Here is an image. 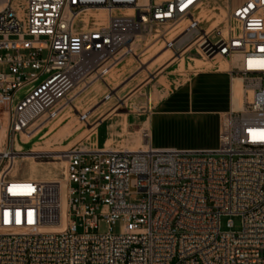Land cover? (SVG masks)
<instances>
[{
  "label": "built area",
  "instance_id": "built-area-1",
  "mask_svg": "<svg viewBox=\"0 0 264 264\" xmlns=\"http://www.w3.org/2000/svg\"><path fill=\"white\" fill-rule=\"evenodd\" d=\"M227 1L226 24L210 29L200 12L225 0H0V264H264V0ZM93 10L107 22L86 30L79 16ZM186 22L159 40L175 51L192 38L184 51L236 63L244 83L219 149L156 150L147 133L138 153L71 151L63 183L21 174L16 137L57 118L149 34ZM228 216L242 231H223Z\"/></svg>",
  "mask_w": 264,
  "mask_h": 264
},
{
  "label": "rangeland",
  "instance_id": "rangeland-1",
  "mask_svg": "<svg viewBox=\"0 0 264 264\" xmlns=\"http://www.w3.org/2000/svg\"><path fill=\"white\" fill-rule=\"evenodd\" d=\"M245 2L246 0H231V6L237 9ZM222 9L224 8H219V13ZM151 35L138 50L137 61L133 58L129 65L120 66L111 72L106 79L107 87L102 85L103 91L100 94L95 95L90 89L81 96L76 95L65 105L69 106L71 113L75 110L74 106L79 105L80 113L75 110V114L85 123L74 137L64 140L61 146L54 145L42 151L35 150L36 146L43 148L45 141L57 138L56 134L61 128H46L27 147H22L20 140L15 139V146L20 152L21 174L41 182L63 183L66 157L71 150L146 149L145 134L149 133V119L157 104L191 75L214 66L196 63L194 59L200 57L193 49L184 53L181 48H177L172 52V59L168 60L162 54L170 49L160 50L162 43L155 40L157 34L153 32ZM66 117L68 114L59 115L50 126L59 127ZM229 223L233 224V229L228 226ZM221 224L223 231L240 232L243 229L240 216L223 217ZM101 230L106 231L107 225L101 224ZM114 231L119 232V225L114 226Z\"/></svg>",
  "mask_w": 264,
  "mask_h": 264
},
{
  "label": "crops",
  "instance_id": "crops-1",
  "mask_svg": "<svg viewBox=\"0 0 264 264\" xmlns=\"http://www.w3.org/2000/svg\"><path fill=\"white\" fill-rule=\"evenodd\" d=\"M235 64L194 73L157 104L149 119L153 149L184 152L219 149L222 120L237 109L235 87L239 82L241 86L244 84L235 72L238 69Z\"/></svg>",
  "mask_w": 264,
  "mask_h": 264
},
{
  "label": "bare ground",
  "instance_id": "bare-ground-1",
  "mask_svg": "<svg viewBox=\"0 0 264 264\" xmlns=\"http://www.w3.org/2000/svg\"><path fill=\"white\" fill-rule=\"evenodd\" d=\"M220 7L221 8H224V9L221 10L222 11L221 13H219V8ZM229 9H230V6L228 5V1L225 0L224 5H220L219 4L218 6H208L207 8L203 9L200 12V19H202L203 21H206L207 23H209L210 24V29H212L214 27H217L219 25H225L226 24L227 17L229 15ZM123 14L128 15L129 12H124ZM107 17H108V13L106 11H104V10H93V11H87V12L81 14L79 16V19L84 22L83 28L87 30V29L91 28V22L92 21H95L96 24H98L99 26L105 25L106 22H107ZM186 26H187V22L186 23H183L180 26H178L176 29H166L164 32H162V35H159V36L156 35L155 40L156 41H160L162 43V47H161L160 50L167 49V46L165 45V41L164 40H159L160 37L166 36L167 39L170 40V41L174 40L175 38H180L181 35H182L181 34L182 33V30ZM151 34H149V35H151ZM192 42H193L192 41V38H188V37L182 38L178 42V44L176 46V49L177 48H181L184 53H187V52L191 51L192 48H190V49H188L186 51H184V49L187 46H189ZM157 44H153V45H157ZM156 51H158V49ZM172 52H174V51L168 50V51H166L164 53L162 52L163 53L162 54V57L163 56H166L168 58V60H170V59H172ZM137 56H138V53H137ZM137 56L130 55V56L124 57L121 60V62H119L117 64V66H115V68L111 72H114L115 70L119 69L120 66L122 67L124 65L125 66L129 65L133 61V58L134 59L136 58V61H137ZM159 58H160V56H159ZM194 61L196 63H198L199 65H201V66H202V63H204V64H212V65H214L213 68H216V69L217 68L219 69L220 67L221 68L230 67L229 60H226V59L221 58V57L218 58V59H216V61H214V62L206 61V60H204L202 58L194 59ZM145 63H146V61H145ZM182 66H183V64H182ZM102 85H104L105 87H107L106 80H97L91 86H89L87 89H84V90L82 88L81 89H78L75 92V94L73 95V99H74V97H76V95L79 94L81 96V95H83L84 93H86L90 89L92 90L91 93H93L95 95L100 94L103 91ZM242 92H243V84L241 86V82H239L238 85L235 87V105H236L235 108H237V109H240L242 107V97H243V93ZM80 96H78V97H80ZM67 103H63L60 106V113H59V115L60 116H62V115L65 116V115L68 114V117H66L61 122V124H60L59 127H54V126L51 127L50 126L54 122V120L56 119L55 118V119H52L49 122L45 123L43 126L36 127L31 132V134H29V135L28 134H23V135H20V136L16 137L17 139L20 140L22 147H27V146L32 145L34 139L41 132H43L46 128H50V130L55 129V128H61V130H60V132H58L56 134L57 135L56 136L57 138H52V139H49V140L45 141L43 148H39L38 146H36L35 150H37V151L45 150V149H47V148H49L51 146H54V145L61 146V144H62V142L64 140L69 139L71 137H74L79 131H81L82 130L81 129V125H85V123L81 122L80 117L77 114H75V110H76V112L80 113V110H81L80 109V106L79 105H76V107L74 106V109L75 110H74V112L72 110V113H71L68 110L69 106L68 107L65 106V105H67ZM62 108H63V110L61 111ZM0 138L2 140H4V138H5L4 132H2L0 134ZM16 149H17V147H16ZM71 151H73V150H71ZM71 151H69V153ZM82 151L89 152L90 150H82ZM110 151H126V150H110ZM142 151H144V150H141V151H130V152L138 153V152H142ZM95 152H107V151H104L103 149L102 150H99L98 149V150H95ZM17 153L20 154V152H17ZM68 154H67V156H68ZM19 157H20V155H19ZM66 164H67V159H66Z\"/></svg>",
  "mask_w": 264,
  "mask_h": 264
}]
</instances>
